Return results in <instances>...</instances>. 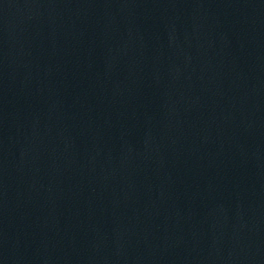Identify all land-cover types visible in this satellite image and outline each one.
Masks as SVG:
<instances>
[{
    "label": "water",
    "instance_id": "obj_1",
    "mask_svg": "<svg viewBox=\"0 0 264 264\" xmlns=\"http://www.w3.org/2000/svg\"><path fill=\"white\" fill-rule=\"evenodd\" d=\"M0 264H264V0H0Z\"/></svg>",
    "mask_w": 264,
    "mask_h": 264
}]
</instances>
